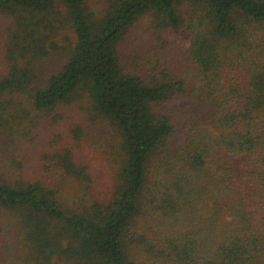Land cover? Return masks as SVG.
Masks as SVG:
<instances>
[{"label":"trees","instance_id":"obj_1","mask_svg":"<svg viewBox=\"0 0 264 264\" xmlns=\"http://www.w3.org/2000/svg\"><path fill=\"white\" fill-rule=\"evenodd\" d=\"M143 16L172 45L149 82L117 52ZM0 20V264H264V0H0ZM176 97L180 123L157 108ZM76 101L110 161L29 162L39 126L97 127Z\"/></svg>","mask_w":264,"mask_h":264},{"label":"rangeland","instance_id":"obj_2","mask_svg":"<svg viewBox=\"0 0 264 264\" xmlns=\"http://www.w3.org/2000/svg\"><path fill=\"white\" fill-rule=\"evenodd\" d=\"M149 21V16L141 17L127 31L125 37L119 42L117 51L120 56V66L124 69V71L142 75L144 80L147 82L151 80L154 73L159 74L161 70H163L157 62L158 59L162 62L165 61V59L159 58L161 53H168L169 49H172V45L168 46L165 44L166 47L157 54V49H159L158 46L161 47L159 45L161 40L159 43V40L152 36V29ZM3 36V21L0 20V47ZM58 36L59 37H57V39L60 38V35ZM171 38L179 39V36L178 34H175V36H171ZM174 43L176 46L174 53L176 54V50L181 51V47L184 44L179 43L177 40ZM187 43L188 42H186V44ZM1 57L2 56L0 55V70L3 69V65L5 64V61H2ZM63 61V55L58 51H54L50 58L46 59V62L42 65V70L45 73L40 75L39 78L45 79L47 74L50 71L57 70ZM187 104L188 100L185 98L176 97L171 99L167 105H159L157 108L161 109L164 113H172V116H175L180 123L179 118L183 115V111ZM73 105L74 106H66V112L68 113L66 114V118L75 116L77 118L75 119V122L79 126H83L87 122H90L92 124H96L97 127H91L89 133L85 131L83 135H79V138L74 139V135L71 133V122L66 121L67 119H59L53 126L48 124L39 126L36 128L39 135V142L34 143V147H31L32 150L29 152L28 157H32V160H29V162L38 159V157L42 158L44 154H50V151L56 149L55 147L63 144L70 145L73 149H75L76 156L78 158H91L94 164L103 160L102 157H106L107 161H110V146L115 143L113 137L111 136L112 132L109 128H103L101 125L99 126L96 121L88 118L95 116L91 113L92 111L85 101L83 103L76 101ZM83 115L85 116L83 117ZM182 130H185V126L183 124L181 125V131ZM4 243L5 242L3 240L1 244Z\"/></svg>","mask_w":264,"mask_h":264}]
</instances>
